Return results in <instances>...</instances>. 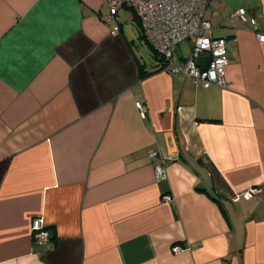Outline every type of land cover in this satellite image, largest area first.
<instances>
[{"label": "crops", "instance_id": "obj_1", "mask_svg": "<svg viewBox=\"0 0 264 264\" xmlns=\"http://www.w3.org/2000/svg\"><path fill=\"white\" fill-rule=\"evenodd\" d=\"M240 9L264 34V0L208 1L229 51L203 89L125 8L112 35L106 0H0V264H264V42Z\"/></svg>", "mask_w": 264, "mask_h": 264}, {"label": "built area", "instance_id": "obj_2", "mask_svg": "<svg viewBox=\"0 0 264 264\" xmlns=\"http://www.w3.org/2000/svg\"><path fill=\"white\" fill-rule=\"evenodd\" d=\"M106 1L108 15L104 18V22L112 26V35L119 34L117 13L119 9L125 8L132 18L136 17L138 20L144 40L156 52L161 64H164V69L172 74H181L189 78L203 89L226 86L225 71L228 65L229 41L212 34V25L205 16L209 0ZM230 18L247 21L241 9L232 12ZM247 22L255 31L258 41L263 43L264 34L259 33L256 21L250 19ZM183 43L188 45V56L179 64H173L172 60ZM200 56L209 59L206 67L202 68L196 64ZM135 106L141 114L146 112V107L141 102H136ZM155 155L154 152L149 153L150 157ZM162 170L161 165L155 166L156 173L161 174ZM262 193L260 187L251 186L234 195L232 202L248 201ZM164 199L168 201L170 197L166 196ZM31 234L36 245H47L50 241L49 232L41 218L32 219ZM182 250L179 245L172 248L174 253Z\"/></svg>", "mask_w": 264, "mask_h": 264}, {"label": "rangeland", "instance_id": "obj_3", "mask_svg": "<svg viewBox=\"0 0 264 264\" xmlns=\"http://www.w3.org/2000/svg\"><path fill=\"white\" fill-rule=\"evenodd\" d=\"M126 23H127V22H126ZM126 23H125V24H126ZM125 24H124V25H125ZM142 48H143L144 51H146V53L148 54L147 47L144 46V45H142ZM179 48H180V51H181V53H182V56L187 57V56H188V53H189L188 45H186V44H181V45L179 46ZM147 54H146V55H147Z\"/></svg>", "mask_w": 264, "mask_h": 264}, {"label": "trees", "instance_id": "obj_4", "mask_svg": "<svg viewBox=\"0 0 264 264\" xmlns=\"http://www.w3.org/2000/svg\"><path fill=\"white\" fill-rule=\"evenodd\" d=\"M133 20L135 21V23H136V25H137V27H138V29H139V31H140V34H141V38L144 40V37H143V35H142V31H141V28H140V24H139V22H138V20L136 19V17H133ZM147 43V42H146ZM149 45V44H148ZM150 46V45H149ZM151 47V46H150ZM152 48V47H151ZM153 50V49H152ZM153 53L156 55V52L153 50ZM157 56V55H156ZM157 59L159 60V62H160V59L158 58V56H157ZM160 64H161V62H160ZM164 68V64H161V69H163ZM140 71H141V75H143L142 73L144 72V70L141 68L140 69ZM33 240V239H32ZM34 243V242H33ZM35 244V243H34ZM36 245V244H35Z\"/></svg>", "mask_w": 264, "mask_h": 264}, {"label": "water", "instance_id": "obj_5", "mask_svg": "<svg viewBox=\"0 0 264 264\" xmlns=\"http://www.w3.org/2000/svg\"><path fill=\"white\" fill-rule=\"evenodd\" d=\"M208 62H209V59H204L202 56L198 57V59L196 60V64L202 68L206 67Z\"/></svg>", "mask_w": 264, "mask_h": 264}]
</instances>
